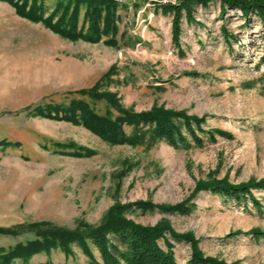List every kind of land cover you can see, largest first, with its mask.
Segmentation results:
<instances>
[{"label":"rangeland","instance_id":"rangeland-1","mask_svg":"<svg viewBox=\"0 0 264 264\" xmlns=\"http://www.w3.org/2000/svg\"><path fill=\"white\" fill-rule=\"evenodd\" d=\"M22 1L0 0V227L24 228L0 232V246L34 239L38 228H95L117 208L139 225L167 224L222 264H264V238L252 234L264 232V191L251 189L254 205L201 188L264 182V24L239 9L221 13L213 0L191 20L181 16L175 43L173 15L158 5L178 0H114L115 33L90 42L19 15L13 3ZM57 1L35 0L45 18ZM71 100L113 119L155 108L201 118L213 136L177 148L148 134L112 144L58 117ZM68 143L80 149L59 146ZM181 203L187 212L170 209ZM165 240L185 263L191 244L167 233L163 249ZM86 245L90 256L77 242L57 243L7 264H103Z\"/></svg>","mask_w":264,"mask_h":264},{"label":"trees","instance_id":"trees-1","mask_svg":"<svg viewBox=\"0 0 264 264\" xmlns=\"http://www.w3.org/2000/svg\"><path fill=\"white\" fill-rule=\"evenodd\" d=\"M213 0H178L176 3L160 4L159 9L163 14H172V33L175 43L179 30V20L182 15L187 20L193 18L195 7L208 9ZM220 12L225 8L239 9L241 15L248 19L249 14H254L261 24H264V0H219ZM16 4L19 15L30 21H42L53 32L60 36L71 39H83L97 42L102 36L115 33V8L114 0H59L57 1L49 17H43L42 6H37L35 0L26 10V0ZM83 8V9H82ZM83 10L82 23L77 25L78 13ZM221 12V13H222ZM57 15L55 20L53 16ZM223 36L228 38L227 34ZM112 43V40H107ZM92 95V94H91ZM94 98H96L93 95ZM63 114L58 116L75 124H81L94 134L112 144H135L149 135L151 141L163 140L172 147H187L190 143L199 145L200 136L197 133L207 135L210 139L213 132L204 130L201 118L189 117L181 113H171L159 109H151L143 112L120 110V115L111 118L107 113L98 115L85 108V103L80 100H71ZM49 115L48 112H46ZM52 117L57 115L51 114ZM175 116L182 117L180 119ZM125 127L131 128L133 133L128 135L124 132ZM147 127L145 131L144 128ZM222 134L221 132H218ZM8 144V143H6ZM63 148L80 149L73 143L59 144ZM212 193L239 201L250 199L254 205L251 189L264 191V182L250 180L240 184H232L223 180H211L201 186ZM117 208L111 209L103 222L95 228H84L77 231L55 230V228H38L36 238L19 242L7 250L0 246V264H7L12 259L27 258L32 254L43 251L56 245H67L68 242H77L83 247L84 252L90 256L86 241L98 251L103 264H222L220 261L205 257L196 249L192 239L186 235L172 231L166 224L155 226H143L132 221L123 219ZM174 211L181 213L188 211L189 207L184 204L175 205ZM36 227L37 224H31ZM24 228L19 224L15 227H0L1 233L16 234ZM169 234L175 241L185 240L191 244V253L185 263L175 259L172 245L165 240V248L158 244V239L163 234ZM256 238H264V232L252 231Z\"/></svg>","mask_w":264,"mask_h":264}]
</instances>
